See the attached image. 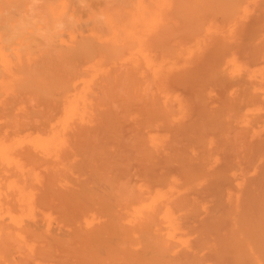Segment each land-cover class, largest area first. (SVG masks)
Segmentation results:
<instances>
[{
	"label": "bare ground",
	"instance_id": "obj_1",
	"mask_svg": "<svg viewBox=\"0 0 264 264\" xmlns=\"http://www.w3.org/2000/svg\"><path fill=\"white\" fill-rule=\"evenodd\" d=\"M0 264H264V0H0Z\"/></svg>",
	"mask_w": 264,
	"mask_h": 264
},
{
	"label": "clouds",
	"instance_id": "obj_2",
	"mask_svg": "<svg viewBox=\"0 0 264 264\" xmlns=\"http://www.w3.org/2000/svg\"><path fill=\"white\" fill-rule=\"evenodd\" d=\"M64 29V25L63 24H57L55 31H62ZM42 35H46V33H41Z\"/></svg>",
	"mask_w": 264,
	"mask_h": 264
},
{
	"label": "rangeland",
	"instance_id": "obj_3",
	"mask_svg": "<svg viewBox=\"0 0 264 264\" xmlns=\"http://www.w3.org/2000/svg\"><path fill=\"white\" fill-rule=\"evenodd\" d=\"M3 120H4V118H3ZM3 122V121H2Z\"/></svg>",
	"mask_w": 264,
	"mask_h": 264
}]
</instances>
